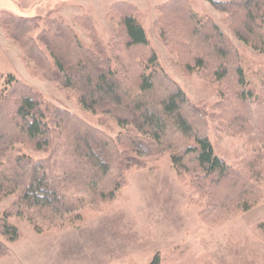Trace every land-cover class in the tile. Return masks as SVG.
I'll return each mask as SVG.
<instances>
[{"label":"trees","instance_id":"16d2710c","mask_svg":"<svg viewBox=\"0 0 264 264\" xmlns=\"http://www.w3.org/2000/svg\"><path fill=\"white\" fill-rule=\"evenodd\" d=\"M210 1L225 14L230 32L264 56V0ZM108 12L120 27L109 52L93 35L90 16L79 17L93 39L85 47L62 17L0 15V27L24 60L42 79L70 92L96 124L47 107L30 85L0 74V197L14 198L0 217V259L9 254L1 238L19 237L11 216L37 230L77 226L85 220L84 208L99 211L114 200L128 169L164 155L205 224L231 219L257 201L264 179L254 168L264 160V73L247 79L228 35L210 17L196 14L188 0L157 5L159 33L176 60L182 59L176 64L181 73L195 71L218 82L242 111L227 110L225 125L254 149L245 158L248 171L246 165L243 171L230 168L213 152L205 108L192 104L160 67L136 6L118 1ZM186 50L194 54L187 57ZM112 123L122 130L115 137L98 127ZM19 144L45 156L19 152Z\"/></svg>","mask_w":264,"mask_h":264},{"label":"rangeland","instance_id":"374dc122","mask_svg":"<svg viewBox=\"0 0 264 264\" xmlns=\"http://www.w3.org/2000/svg\"><path fill=\"white\" fill-rule=\"evenodd\" d=\"M113 1L0 0V15L10 11L15 15L62 17L85 47H90L93 39L83 29L84 21L80 22L79 17L90 16L93 35L109 52L120 28L118 18L108 12ZM124 1L136 6L137 21L163 71L183 89L192 104L205 108L207 137L214 154L230 168L243 171L246 165L248 171L245 158L253 152L254 144H247L246 136L228 130L225 125L228 114L242 113L237 101L218 82L195 71L181 73L176 64L183 63L182 59L176 60L159 33L156 8L167 0ZM188 2L196 14L210 17L228 35L240 54L247 79L256 71L264 73V56L230 32L224 13L212 6L210 0ZM186 52L187 57L194 54L191 50ZM31 66L0 27V74L13 75L30 85L47 107L74 113L96 126L70 92L42 79ZM255 86L258 91L259 83ZM98 127L112 137L122 131L113 123L110 127ZM15 149L33 158L45 156L44 152H33L23 144ZM254 168L264 178V160L260 159ZM125 176L126 185L114 200L99 211L84 208L85 220L77 226L37 230L28 220L11 216L10 222L17 227L19 237L14 242L1 238L9 254L0 259V264H264L263 178L258 182L257 201L231 219L211 225L200 221L199 207L189 202L187 184L178 180L168 155L145 166L131 167ZM13 200L12 195L0 197V217L12 207Z\"/></svg>","mask_w":264,"mask_h":264},{"label":"crops","instance_id":"0c3cea01","mask_svg":"<svg viewBox=\"0 0 264 264\" xmlns=\"http://www.w3.org/2000/svg\"><path fill=\"white\" fill-rule=\"evenodd\" d=\"M118 1H124V0H115V1H113V2H118ZM113 2H112V3H113ZM129 3H131V2H129ZM132 4H133V3H132Z\"/></svg>","mask_w":264,"mask_h":264}]
</instances>
